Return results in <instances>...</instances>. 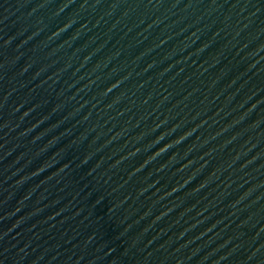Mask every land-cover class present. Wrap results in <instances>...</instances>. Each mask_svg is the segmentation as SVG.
<instances>
[{
  "label": "water",
  "instance_id": "95a60500",
  "mask_svg": "<svg viewBox=\"0 0 264 264\" xmlns=\"http://www.w3.org/2000/svg\"><path fill=\"white\" fill-rule=\"evenodd\" d=\"M0 264H264V0H0Z\"/></svg>",
  "mask_w": 264,
  "mask_h": 264
}]
</instances>
